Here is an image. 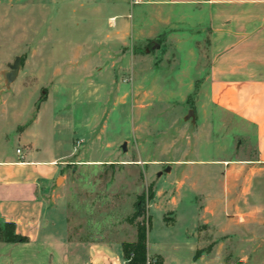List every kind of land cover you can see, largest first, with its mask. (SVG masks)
<instances>
[{
  "label": "rangeland",
  "instance_id": "obj_1",
  "mask_svg": "<svg viewBox=\"0 0 264 264\" xmlns=\"http://www.w3.org/2000/svg\"><path fill=\"white\" fill-rule=\"evenodd\" d=\"M113 3L0 0V158L19 147L25 154L33 143L41 157L67 152L63 180L50 184L46 203L71 240L136 239L129 218L144 194L139 221L147 222L152 249L175 264L184 226L198 217L187 210L195 207L190 180L178 205L185 212L172 223L165 216L174 206L165 201L185 174L193 178L217 167L199 160L248 157L254 145L233 131L235 120L211 104L207 88L189 79L197 39L192 17L180 24L181 37L147 27L137 39L120 42ZM17 55L21 69L7 85L4 71ZM169 165L171 171L158 176ZM214 184L207 181V188ZM189 246L180 250L187 258ZM238 248L229 264H239ZM252 260L246 264H264V245Z\"/></svg>",
  "mask_w": 264,
  "mask_h": 264
},
{
  "label": "crops",
  "instance_id": "obj_2",
  "mask_svg": "<svg viewBox=\"0 0 264 264\" xmlns=\"http://www.w3.org/2000/svg\"><path fill=\"white\" fill-rule=\"evenodd\" d=\"M113 2L119 9L113 34L120 42L127 36L137 39L147 27L169 38L181 37L180 24L192 17L197 39L190 50L194 73L188 78L207 88L211 104L235 120L233 131L254 145L248 157L199 160L217 166L214 173L199 171L193 178L185 174L176 195L165 201L174 206L165 216L172 223L185 212L178 205L190 180L196 200L187 210L199 218L184 226V238L173 254L175 264H229L234 245L241 246L238 260L250 263L264 245V0ZM17 149L0 158V226L14 222L17 233L29 239L0 240V264H125L123 241L71 240L57 214L47 209V189L59 177L67 152L47 158L39 155L37 143L23 155ZM207 181L215 184L207 188ZM164 194L159 190L157 196L163 199ZM182 245H190L189 258L180 252ZM148 252L169 264L149 241Z\"/></svg>",
  "mask_w": 264,
  "mask_h": 264
},
{
  "label": "trees",
  "instance_id": "obj_3",
  "mask_svg": "<svg viewBox=\"0 0 264 264\" xmlns=\"http://www.w3.org/2000/svg\"><path fill=\"white\" fill-rule=\"evenodd\" d=\"M151 198L154 197L153 189L150 192ZM145 195L139 196L135 204V211L129 218L130 222L134 223L137 228V236L135 240L123 241V258L125 264H147V259L151 255L148 252V227L147 222L139 221V218L144 215ZM150 218V217H149ZM150 221V219H149ZM29 238L17 233L16 224L14 222H6L0 226V240L4 242L27 241ZM155 264H164V259L161 255L153 256ZM239 264H241L239 262Z\"/></svg>",
  "mask_w": 264,
  "mask_h": 264
},
{
  "label": "water",
  "instance_id": "obj_4",
  "mask_svg": "<svg viewBox=\"0 0 264 264\" xmlns=\"http://www.w3.org/2000/svg\"><path fill=\"white\" fill-rule=\"evenodd\" d=\"M159 46L160 45L156 43L153 48L159 47ZM149 50L150 49H148V51ZM21 65H22V57L19 56V55H17L15 57L13 63H9L8 64L9 69L4 71V76L6 78L7 85H10L18 77L19 72H20V69H21ZM188 115L195 116L194 111L193 110H190L189 113H188ZM122 148H123L124 151L127 150V146H126L125 143L123 144V147ZM171 169H172V167L170 165L167 166L164 171H160L158 173V176L163 175L164 172H170ZM62 180H63V177L59 176L56 179V183L57 184H60L62 182Z\"/></svg>",
  "mask_w": 264,
  "mask_h": 264
},
{
  "label": "built area",
  "instance_id": "obj_5",
  "mask_svg": "<svg viewBox=\"0 0 264 264\" xmlns=\"http://www.w3.org/2000/svg\"><path fill=\"white\" fill-rule=\"evenodd\" d=\"M17 152H18V154L23 155L22 149L20 147L17 149ZM147 264H155L154 259H152L151 257H148Z\"/></svg>",
  "mask_w": 264,
  "mask_h": 264
}]
</instances>
